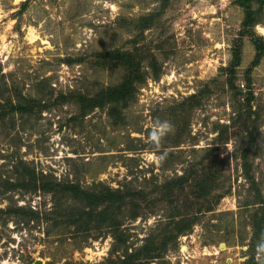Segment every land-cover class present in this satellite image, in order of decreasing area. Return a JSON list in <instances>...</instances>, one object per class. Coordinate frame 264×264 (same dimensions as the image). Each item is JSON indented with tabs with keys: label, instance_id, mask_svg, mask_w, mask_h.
<instances>
[{
	"label": "rangeland",
	"instance_id": "rangeland-1",
	"mask_svg": "<svg viewBox=\"0 0 264 264\" xmlns=\"http://www.w3.org/2000/svg\"><path fill=\"white\" fill-rule=\"evenodd\" d=\"M240 1L0 0V264H264V0Z\"/></svg>",
	"mask_w": 264,
	"mask_h": 264
},
{
	"label": "trees",
	"instance_id": "trees-1",
	"mask_svg": "<svg viewBox=\"0 0 264 264\" xmlns=\"http://www.w3.org/2000/svg\"><path fill=\"white\" fill-rule=\"evenodd\" d=\"M240 4L244 7L245 9V24H250L252 22V13L253 10L250 7V4L248 2V0H241ZM255 46L257 48V52H256V58L254 60V63H256L258 61V57L260 56V52L262 50V48L264 47V44L261 40L260 37H254L253 39ZM109 60H115L119 63H121L125 68L129 69V74L131 73H135V70L138 65H139V61H135L134 59V55L132 52L128 51V52H122V51H115L112 52L109 55ZM236 62V60L234 59V63ZM233 68H234V64ZM233 68H231L233 70ZM134 82H133V78H127L124 79L123 82L119 83L118 85H115L113 87H109L108 89H104L101 91L100 94V102L98 103L100 106L102 105H106L108 103H115L118 104L121 103L123 106H126L128 101L131 100L132 95H133V90H134ZM114 107H111V115L114 114ZM202 183V179L200 180ZM199 181V182H200ZM41 188H43V190H49L52 191L53 189H49L48 187L45 186H41ZM64 191H68L72 194V196H74L75 198L81 199L86 201L87 204H98V203H102V202H109L110 204H115L116 201H121V195L119 193V191H113L111 190L109 187H103V189H101L100 191L96 192V193H92L91 191H85V190H81L78 187H76L73 183H69L64 185L63 189ZM219 198V195H218ZM183 220H181L180 222L177 223L176 227H177V232H181V231H185L191 228V224H192V220L190 218H187L184 221L187 222H182ZM174 237V236H173ZM132 255H128L123 257L119 263H114V264H132Z\"/></svg>",
	"mask_w": 264,
	"mask_h": 264
},
{
	"label": "clouds",
	"instance_id": "clouds-1",
	"mask_svg": "<svg viewBox=\"0 0 264 264\" xmlns=\"http://www.w3.org/2000/svg\"><path fill=\"white\" fill-rule=\"evenodd\" d=\"M172 128V125L169 121H157L155 125V130L151 134L153 138H158L159 136H162L167 131H170Z\"/></svg>",
	"mask_w": 264,
	"mask_h": 264
}]
</instances>
